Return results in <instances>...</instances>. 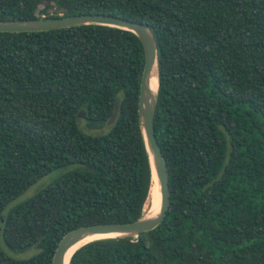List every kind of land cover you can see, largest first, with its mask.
Segmentation results:
<instances>
[{"label":"trees","instance_id":"trees-1","mask_svg":"<svg viewBox=\"0 0 264 264\" xmlns=\"http://www.w3.org/2000/svg\"><path fill=\"white\" fill-rule=\"evenodd\" d=\"M87 14L155 35L169 205L153 230L89 242L69 264H264V0H0V21ZM143 63L113 27L0 32V264H51L68 232L143 216ZM81 111L107 130L84 131Z\"/></svg>","mask_w":264,"mask_h":264},{"label":"water","instance_id":"water-1","mask_svg":"<svg viewBox=\"0 0 264 264\" xmlns=\"http://www.w3.org/2000/svg\"><path fill=\"white\" fill-rule=\"evenodd\" d=\"M83 25H100L129 31L132 32L142 44L144 63L138 96V123L141 134L143 136L146 151L148 153L152 177L154 174L159 186L160 204L157 214L153 217H147V214H145L141 218L129 223L92 225L80 227L68 232L59 241L54 252L51 264H65V259L68 252L81 241L89 237L109 235L113 236L111 238H137L141 233L153 230L162 222L169 205L167 169L165 160L157 143L153 127L159 81L157 42L151 28L146 24L132 22L114 16L102 14H87L75 16H60L57 18H40L35 20L0 21V32H43ZM154 73L156 74L157 78V87L155 91L151 90V79ZM116 115L117 106L115 107L112 117L108 121L109 125L114 122ZM80 117H85L84 111H81ZM78 248H76L70 255L68 260L69 263L72 255Z\"/></svg>","mask_w":264,"mask_h":264},{"label":"bare ground","instance_id":"bare-ground-1","mask_svg":"<svg viewBox=\"0 0 264 264\" xmlns=\"http://www.w3.org/2000/svg\"><path fill=\"white\" fill-rule=\"evenodd\" d=\"M157 87V78H156V74L154 73L151 79V90L155 91ZM159 204H160V194H159V186L156 180L155 175L153 174L152 177V183H151V187L149 190V194L147 197V200L145 202L144 205V212L147 214V217H153L157 214L158 210H159ZM113 236H93V237H89L84 239L83 241H81L79 244H77L74 248H72L68 254L67 257L65 259V264H69V257L72 254V252L80 247L83 244H86L88 242H91L93 240H97V239H103V238H111Z\"/></svg>","mask_w":264,"mask_h":264},{"label":"rangeland","instance_id":"rangeland-1","mask_svg":"<svg viewBox=\"0 0 264 264\" xmlns=\"http://www.w3.org/2000/svg\"><path fill=\"white\" fill-rule=\"evenodd\" d=\"M78 124H79V126L84 130V131H86V132H88V133H90V134H99V133H103L104 131H106L107 130V128H108V126L109 125H104L102 128H99V129H87V128H85L84 127V119L81 117V118H79V121H78ZM58 175V173H52V174H50V175H48V176H46V177H44L42 180H40L36 185H34L33 187H31L29 190H27L20 198H18L17 200H16V202L15 203H17V201L19 202V201H23L24 199H26V198H28V197H30V196H32L38 189H40L41 188V186L39 185V183L40 182H43L44 180H49V181H51V180H53L56 176ZM14 203V204H15ZM146 213L144 212V209H143V215H145ZM37 250L36 249H33L31 252H29V253H26V254H23V255H21V256H23V257H27V256H29V255H31L32 253H35ZM20 256V257H21Z\"/></svg>","mask_w":264,"mask_h":264}]
</instances>
